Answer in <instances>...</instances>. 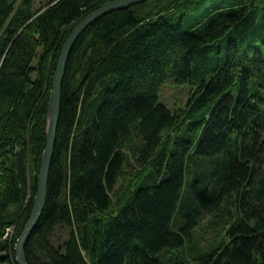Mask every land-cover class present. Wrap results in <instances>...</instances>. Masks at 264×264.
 Masks as SVG:
<instances>
[{
    "label": "trees",
    "instance_id": "1",
    "mask_svg": "<svg viewBox=\"0 0 264 264\" xmlns=\"http://www.w3.org/2000/svg\"><path fill=\"white\" fill-rule=\"evenodd\" d=\"M109 1L0 0V264H17L32 214L62 48ZM170 82L190 87L174 112L159 99ZM131 170L127 191L116 194ZM212 214L222 237L207 253L190 252ZM191 256L264 264V0H145L92 24L68 62L28 263L186 264Z\"/></svg>",
    "mask_w": 264,
    "mask_h": 264
},
{
    "label": "water",
    "instance_id": "2",
    "mask_svg": "<svg viewBox=\"0 0 264 264\" xmlns=\"http://www.w3.org/2000/svg\"><path fill=\"white\" fill-rule=\"evenodd\" d=\"M145 0H112L85 17L67 38L57 62L50 93L47 122H46V148L42 155L41 167L38 177V191L34 199L32 214L29 222L22 231L17 245V264H29L26 257V246L38 226L45 211L48 199V185L51 167L55 155L58 126L61 116L63 83L72 50L81 35L96 21L119 9L131 7ZM197 90H195L196 92Z\"/></svg>",
    "mask_w": 264,
    "mask_h": 264
},
{
    "label": "rangeland",
    "instance_id": "3",
    "mask_svg": "<svg viewBox=\"0 0 264 264\" xmlns=\"http://www.w3.org/2000/svg\"><path fill=\"white\" fill-rule=\"evenodd\" d=\"M53 0H35L37 8L45 7ZM203 14V11H200ZM197 12V13H200ZM193 21L190 20L186 26L187 30H190L193 27ZM190 97V87L186 85H176L174 82H170L162 87L159 93L160 103L166 105L170 108L173 112L177 107H184ZM128 153V152H127ZM41 167V166H40ZM136 171L131 170L130 173L124 175L121 180L119 181L118 186L116 187L115 193L120 194L121 192L124 193L127 191L128 187L130 186V181L135 176ZM134 175V176H133ZM39 177V174H38ZM36 197V196H35ZM221 224V223H220ZM217 221V217L212 215L203 216L202 221H200V225L196 227L194 235L193 243L188 245V250L191 252L198 251L197 249L201 250V252H209L210 248L212 247V242L219 237H222V226ZM15 233V229L13 228L10 231L9 237H12ZM62 238H66L65 235L62 234ZM55 242L57 238L54 239ZM189 252V253H190ZM192 254V253H191ZM163 260V258H161ZM186 264H198L193 261L192 256L188 258V262Z\"/></svg>",
    "mask_w": 264,
    "mask_h": 264
},
{
    "label": "bare ground",
    "instance_id": "4",
    "mask_svg": "<svg viewBox=\"0 0 264 264\" xmlns=\"http://www.w3.org/2000/svg\"><path fill=\"white\" fill-rule=\"evenodd\" d=\"M131 167V166H130ZM124 170V169H123Z\"/></svg>",
    "mask_w": 264,
    "mask_h": 264
}]
</instances>
